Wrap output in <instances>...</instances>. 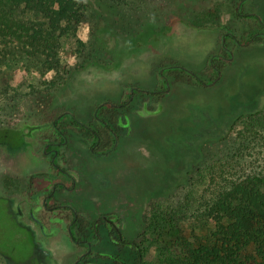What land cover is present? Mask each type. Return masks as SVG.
I'll list each match as a JSON object with an SVG mask.
<instances>
[{
    "label": "rangeland",
    "instance_id": "obj_1",
    "mask_svg": "<svg viewBox=\"0 0 264 264\" xmlns=\"http://www.w3.org/2000/svg\"><path fill=\"white\" fill-rule=\"evenodd\" d=\"M236 7L229 0H172L163 12H170L171 22H183V19L195 12L199 18H191L196 20L195 24L198 26L214 24L219 29L217 25L224 24L242 33L233 22V17L237 18ZM260 8L264 12V1H261ZM227 17H230L228 21ZM153 34L154 28L150 27L139 39L140 47H137L138 39H129L121 42L122 46H117L115 40L107 36V46L110 51H114L115 62L98 66L99 70L89 74L92 67L81 66L79 52L85 50L82 44L89 41L91 28L89 24H83L75 35L64 39L62 58L65 65L72 68V79L59 88L57 93L60 94L56 102L54 97L47 107L46 103L24 96L16 103L17 106L10 115L9 111L2 117L0 115V126L40 125L54 110L73 111L81 119L91 123L96 106L86 104L94 99H100L99 103L107 100L119 103L128 98L126 90L136 84L141 86L142 83L147 87H141L150 90L162 88L159 71L165 67V62L158 64L160 59L151 58L154 51L151 49L153 43L150 39ZM254 44L251 46L255 47ZM159 48L161 51L162 45ZM252 49L255 51V48ZM250 57L243 60L246 65L244 73L233 78L231 84L221 87L232 93L228 96L229 100L232 96V106L229 102L226 107L218 104L211 110L209 117L197 116L199 109L192 107L184 109L175 119H171L173 105L170 104L167 106V115L160 113L140 120L142 127L147 130L145 136L157 137L159 133H165V146L161 143L154 144L151 139H135L133 132L130 135L125 128L122 131L123 140L110 158L93 156L86 142L76 135L71 136L70 141V150L73 151H63L67 161L61 165L75 170L79 175V196L76 193L72 195L78 212L88 217L90 222L104 212L120 214L125 239L137 242L143 250L142 264H161L169 256H180L184 240L192 242L194 246L208 241L217 231V223L208 207L216 190L247 182L251 177H264V92H247L246 83L248 79L250 82L256 80L258 73L261 77L264 60L261 55L258 58L256 55ZM122 70L129 79L134 74L138 76L130 80L131 84L128 83L129 80L123 83L118 77ZM225 78L223 80L222 77L218 83L222 80L229 81L227 72ZM31 79L24 70H18L12 85L18 88ZM37 88L44 89L40 85ZM238 89L242 91L240 95L236 93ZM63 92L72 95L66 96ZM142 101V98L137 97L132 111L140 109ZM149 107L156 109V102L151 101ZM157 122H165V132L153 127ZM48 137L55 138L51 128L36 131L28 139L32 142L35 153L42 159L44 142ZM3 177L0 174V196L26 199L28 177L21 180L9 179L8 191L1 185ZM36 182V190L49 184L44 178H39ZM8 208L7 202L0 199V264H24L17 262L32 255L34 236L28 230L20 229ZM45 217L43 218L48 222L49 214ZM21 220L38 228L29 217L25 216ZM91 233L89 230V235ZM40 238L47 248L54 250L55 245L63 246L60 235ZM127 250L130 252L129 248H125L121 256L126 264H134L135 261L129 258ZM84 251L82 247H74L73 252H70L68 244L67 255L58 258L50 256V264H75L78 255ZM100 251L113 252V248L103 242L98 243L94 247L92 263L113 264L101 258Z\"/></svg>",
    "mask_w": 264,
    "mask_h": 264
},
{
    "label": "trees",
    "instance_id": "obj_2",
    "mask_svg": "<svg viewBox=\"0 0 264 264\" xmlns=\"http://www.w3.org/2000/svg\"><path fill=\"white\" fill-rule=\"evenodd\" d=\"M169 1L172 2L0 0L1 117L8 111L10 115L16 103L24 96L28 99L33 97L49 107L59 88L72 79V68L69 69L62 58L64 39L75 35L85 23L90 25L91 36L87 44H82L85 50L79 52L83 67L91 65L97 68L115 62L114 51H110L107 46L108 37L115 40L117 46H122L121 42L129 39H138L137 47H140L139 39L150 27L154 28L151 49L158 52L172 21L170 12H163ZM247 1L241 0L237 4L236 16L249 21L250 30L239 37L233 29L218 24L217 27L222 30V54L212 56L207 67L199 73L174 65L176 62H167L174 66H165L160 73L166 89L170 87L169 81L171 84L213 86L219 81L225 66L234 61L231 44L247 48L264 40L262 34H253L257 26L252 24V19H256L255 23L262 24L264 29V19L258 15L244 14ZM18 70H24L32 79L15 88L12 84ZM37 85L44 89H36ZM167 93L165 90L164 94ZM158 95L163 94L161 92ZM107 114L110 118L106 120L104 117ZM118 116V108L113 104L96 109L91 123H84L76 115L54 110L41 126H29V132L23 126H0V147L22 151L28 145V133L47 127H51L65 140L71 128L67 120L71 117V123L76 124L72 126L73 129L80 126V132L93 141L92 148L95 150L92 153L96 156H109L117 150L119 144ZM104 144L107 148H98ZM208 207L217 223L213 237L198 246L187 240L182 241L183 253L180 256H169L161 264H264V177H251L247 182L216 190Z\"/></svg>",
    "mask_w": 264,
    "mask_h": 264
},
{
    "label": "flooded vegetation",
    "instance_id": "obj_3",
    "mask_svg": "<svg viewBox=\"0 0 264 264\" xmlns=\"http://www.w3.org/2000/svg\"><path fill=\"white\" fill-rule=\"evenodd\" d=\"M244 14L257 15L255 13H246L245 11H244ZM186 25L188 27H191L190 23H187ZM253 34L255 35L262 34V36L264 37V29L261 27V29L255 31ZM221 36H222V33H221ZM164 40H165V37L163 38L160 45H162ZM257 42L264 43V40H261V41L259 40ZM220 43H221V39H220ZM234 47H239V46L235 44H231L230 46V49L232 50V52L234 53L236 57V52H235ZM239 48H242V47H239ZM242 49H245V48H242ZM159 51L160 50H158V52H153V53L156 54V53H159ZM219 54H222V52L220 51L219 53L212 54L209 57V59L212 56L219 55ZM208 62H207V65H208ZM174 65L181 66L188 70L194 71L179 63H174ZM174 65H172L171 63H167L165 66L169 67V66H174ZM230 65L232 64L225 66V68L223 69L221 73L219 80L222 79V77L224 76L225 69ZM162 69L163 68H161L159 71V79H160V84L162 85V88L150 90L147 88H143L139 85H133L131 86L129 90H126V92L129 93L127 96L128 98L126 100H122L119 103L113 102L111 100H107L105 102L99 103L96 106L94 110V116L96 114V109H98L101 106H105L106 104H113L115 105V107L118 108L119 144H118L117 149L119 148V145L121 144L123 140L122 138L124 135L122 134L123 129L127 128L128 131L130 132V135L133 131L132 130V118H131L132 114L135 112L140 113V114L158 112L161 107L158 101H160L165 96L164 94L165 90H167L168 92L167 94L170 93L172 84H171V81H169L170 87L166 89L164 80L160 75ZM95 70H99V69L92 67L90 68L88 73L92 74ZM88 73H84V74L88 75ZM217 83H215L214 85H216ZM186 84H189V83H186ZM191 86H196V85H191ZM161 92L163 95H158V93L161 94ZM137 97L142 98L143 106L140 109H134L132 111V106ZM151 101H155L156 105L158 104L156 109H152L149 107ZM64 113L76 115L84 123H90V122H86L83 119H81L73 111L66 110L64 111ZM104 118L107 120L110 118V115L107 114V116ZM67 121L70 124L71 128H69L70 133L68 132L69 136L65 140L62 139L57 133H55L51 127H47L53 130V132L55 133V138L52 139L48 137L47 139H45L44 146H43V153H42L43 159L42 157H39V155L35 153V150L32 147V142L28 139L36 131L44 130L45 128H38L32 133H28V135L26 136V142L28 145L22 151L16 152L11 148L0 147V150H4L6 153L10 155H16V154L25 152L30 148L33 154L35 155V157L37 158V160L39 161L38 168H36L35 171L31 172L30 174H27L26 176H23V177L9 176L7 174H3L4 177L1 180V185L3 186L4 189L8 191L10 188L9 181H8L9 177L11 179H17V180H21V179L28 177L27 178L26 199H16V198L9 197L6 195L0 196V199L7 202V206L9 207L8 208L9 213L12 216V218L17 222L20 229L21 230L26 229L34 236V251L32 255L28 257H23L17 263L50 264L49 258L50 256L54 255L53 253L54 250L51 248H47L43 240L40 237H44L47 239V238L60 235V237H62L63 248L66 247L67 249L68 244H69L70 252H73L74 247H77V249L80 247L85 249L84 252L78 255L75 264H93L92 258L94 256V247L100 242L105 243V245H107L109 248L111 247L113 248V252L100 251L99 255L101 256V258L107 259L108 261L113 262V264H126L125 260L121 256V252L122 250H125V248H129L130 252L129 250L126 251L127 254L129 255V258L135 261L134 264H142L143 259H144L143 250L141 249V247L138 245L137 242L133 240L125 239L123 232H122L121 225H120L121 224L120 214L104 212L100 214L99 216H97L93 220V222H90V219L88 217L84 216L83 213L78 212L76 204L73 202L74 199L72 195L76 193L77 197L79 196L77 192L78 191L77 177H79V175L77 174V172H75V170H69L61 165L62 162L67 161L64 158L65 156H64L63 151L66 150L68 153H71V151H73V150H70L71 149L70 141H71V136L76 135L86 142V145L89 147L90 153L93 156H96V155L92 153L95 149L92 148L93 141L90 139V137H88L85 133L80 132L82 131V128L80 126L77 127V129H75L76 131L73 129L72 126L76 124L71 123L73 121L71 117H69ZM93 121H94V117L91 122ZM22 126L26 128L25 129L26 132H29L28 130L29 126L39 127L41 126V124L40 125L26 124ZM15 127H20V126H15ZM101 130H103L102 127H101ZM102 147L107 148V145L104 144V145L99 146L98 148L103 149ZM112 156L113 155L111 154L109 156H96V157L105 159V158H110ZM39 178H44L48 180L49 184L42 185V186L40 184L42 188H40L39 190H36V187H38V184L36 181ZM48 214H49V218H48L49 220L47 222L43 217L47 216ZM25 216L33 220L34 223L38 226V228H35L32 224L26 223L23 220H21V218L23 219L25 218ZM89 230H91L92 232L90 234L91 236L89 235ZM10 262L11 260L8 261V263Z\"/></svg>",
    "mask_w": 264,
    "mask_h": 264
},
{
    "label": "crops",
    "instance_id": "obj_4",
    "mask_svg": "<svg viewBox=\"0 0 264 264\" xmlns=\"http://www.w3.org/2000/svg\"><path fill=\"white\" fill-rule=\"evenodd\" d=\"M229 1L235 4V6H237V4L241 0H229ZM261 1L264 0H249L244 5V11L246 13H255L259 16H262L264 19V12H262L263 10L260 8ZM191 17L199 18L198 14L196 15V13L192 12L189 15V18L183 19L184 20L183 22L173 21L168 25L167 35L165 36V40L163 41L161 51H159V53L156 54L154 53L151 54V58L153 59L158 58L161 60V62H158V64L162 62L167 63L173 61L182 64L196 72H200L206 67L209 57L212 54L219 53L221 51V43H220L221 33H222L221 30L215 28L214 24L198 26L195 24L196 20L192 19ZM229 19L230 17L227 19V21ZM252 20H254L252 24L257 26L256 29L257 30L261 29L260 27H262V25L261 24L258 25L257 22L255 23L256 19H252ZM233 22L235 23L236 28L238 27V29L242 30V33H239L236 29H234L235 33L239 37L246 34V32L250 30L249 21H244L239 18L233 17ZM187 23H190L191 27H188L186 25ZM222 26H228L229 28H231V26L229 25L223 24ZM253 46L255 47L251 46L246 49L234 47L236 52V60L232 65L228 66L225 69L223 76V80H224L227 72V77L229 81L223 82L222 80L220 83H217L216 85L208 88L207 87L203 88L200 86H191L186 83L172 84L174 86L172 88L171 93L165 95L160 101H158L159 105L161 106L158 112L148 113V114H140L137 112L133 113L131 116L132 130H133L132 132H133V136H135V139L136 137L137 139L140 138L142 140L151 139V141L154 144L161 143L165 146V133L163 134L159 133V135L157 134L158 135L157 137H153V136L150 137V135L149 137L145 136L144 134L146 128L142 127L140 120L149 119V117H154L156 115H159L160 113L167 115L169 113L168 111L169 108L167 106L170 104L173 105V108L170 111V114L172 113L171 119H175L176 115H180L184 109L189 110L190 108L192 109V107L199 109L198 111L199 114L197 116L203 115L209 117L211 114V110L215 109L218 104H221L222 107H226L227 102H229L230 105L232 106L231 103L234 102L232 100V96H231V100H229L230 97H228L232 93H229L228 90L223 89L224 86L231 84L233 78L240 76L241 74L244 73L245 70L244 67L246 66L245 63L243 62L244 59L248 60V57H250L251 55H256V58H258L259 55H261V57H263L264 60V43L257 42ZM252 48H255L254 49L255 51H253ZM259 70L260 67L258 68V72ZM121 72L124 75L121 74L118 77L120 81H123V83L125 82L127 83L128 80H129L128 83H130L131 82L130 80L138 76L137 74H134L133 78L129 79L125 71L122 70ZM257 75L258 78L256 80H253L251 82L249 79L246 80L247 89H248L247 92L250 91L256 94L264 92V71L261 72V77H259V73ZM125 77H127V79ZM136 81L139 82V80ZM135 82L133 83L135 84ZM141 86H145V83H142ZM155 86H157V84ZM236 93L237 95H240L242 91L239 90ZM59 94L60 92L55 94L54 96L55 102L56 99L59 97ZM64 95L69 96L72 94L66 93ZM99 100L94 99V101L88 102L86 105L97 106L99 104ZM239 100L242 101V99ZM153 127H156L157 131L165 132V122H157L156 124H154ZM38 165H39V161L37 160V158L35 157V155L33 154L30 148L27 151L16 155H10L6 153L4 150H0V174L23 177L35 171V169L38 168ZM53 253L54 256L57 258L59 256L65 257L67 255V249L66 247L63 248V246L55 245Z\"/></svg>",
    "mask_w": 264,
    "mask_h": 264
}]
</instances>
